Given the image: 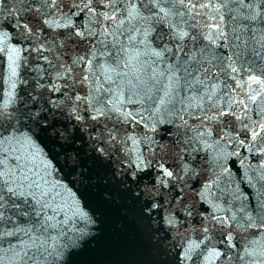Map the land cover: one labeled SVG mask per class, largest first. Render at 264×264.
I'll return each mask as SVG.
<instances>
[{
  "label": "snow or ice",
  "instance_id": "6c2138e0",
  "mask_svg": "<svg viewBox=\"0 0 264 264\" xmlns=\"http://www.w3.org/2000/svg\"><path fill=\"white\" fill-rule=\"evenodd\" d=\"M216 2L0 0V53L7 56L10 84L0 92V150L7 145L0 154V242L8 240L14 264H74L73 257L99 235L95 215L77 192L69 195L51 179V161L36 163L41 138L59 145L55 156L75 169L73 183H99L90 170L107 168L103 182H118L139 202L167 264H188L198 252L209 264L245 257L264 264V252L247 247L244 255L228 254L237 249V229H264V212L258 220L249 214L237 219L209 199L208 184L188 194L195 187L188 181L199 176L191 162L199 163L202 150L213 149L209 166L226 169L215 154L225 138L249 152L259 144L264 156V69L255 74L251 63L245 68L235 43L240 35L230 43L219 23L208 22L223 19L201 11L220 13ZM236 3L230 19L255 36L257 25L264 28V0ZM204 16L208 21L197 32ZM5 28L20 29L32 46L11 45ZM32 53L37 62L29 86L20 69L29 70ZM19 85L26 88L23 95ZM254 104L260 120L250 115ZM159 126L165 136L176 128L172 143L182 149L179 163L155 138ZM225 126L229 131L214 139V130ZM197 202L208 208L197 211ZM216 231L224 250L212 244Z\"/></svg>",
  "mask_w": 264,
  "mask_h": 264
},
{
  "label": "water",
  "instance_id": "95a60500",
  "mask_svg": "<svg viewBox=\"0 0 264 264\" xmlns=\"http://www.w3.org/2000/svg\"><path fill=\"white\" fill-rule=\"evenodd\" d=\"M221 2L227 4V7H221ZM17 6L20 7L21 5ZM216 7L221 8L220 13H213L211 8L202 9L201 11H207L209 14H215L218 17L223 16V19L208 21V16L198 18L197 32L203 29L205 22L208 21L209 23H219L224 31L229 34L230 43L233 42L232 37L234 35H240V40L235 41V43L239 45V50L244 54L241 63L244 64L245 68H248L251 63L254 73L259 74L260 70L264 69V28L257 25L255 36H253L251 31H243L239 22H233L230 16L235 15V10L238 9L236 0H217ZM234 28L237 30L234 31ZM4 31L10 33L12 37L11 45L17 47L32 46L23 38L20 29L11 31L5 28ZM18 41L19 44H17ZM25 55L28 54L25 53ZM35 57V53H32L29 57L30 68L28 71H25L23 67L20 69L21 76L28 79L29 86L34 76L30 69L37 62ZM40 63L42 64L43 61H40ZM239 66L237 64V67ZM8 75L7 56L0 53V92H7L10 88ZM244 79H248V77L244 76ZM17 91L23 95L26 88L24 85H19ZM232 94L235 95V93ZM251 108L250 115L252 119L260 120L261 117L256 113V105H252ZM189 123L193 124V121L189 120ZM164 128L165 126L158 127L157 132L154 134L155 138L162 145H167L172 150L173 159L176 163H179L182 149L176 148L172 143L176 139L174 135L176 128H172V132L167 136L164 135ZM227 131H229L227 126L223 129L216 128L214 139L223 136ZM232 134L235 135L234 132ZM84 135L85 140H87L88 134L84 133ZM41 139L43 143L39 141L37 143L42 149V153L37 158L36 163H39L40 159L51 161L53 166L51 179L66 186L70 190L67 194L77 192L76 195L81 197L84 205L95 215L98 221L97 231L99 235L96 236L92 244L85 246L82 253L73 257L74 264H167L166 256L153 243V229L149 222L150 218L144 216L139 202L131 197L130 192L123 191L118 182L114 183L112 180H108L107 183L103 182L108 175L107 168L97 164L96 167L90 170L89 176L101 177L99 183H73V179H76V177L72 176L71 173L75 169H69L65 166L63 155L55 156V153L60 151L59 145H53L46 138ZM80 145L81 142L77 141L76 146ZM6 149L7 145L4 146L3 150ZM3 150H0V154ZM233 150L239 152V155H227ZM259 150V144L255 152H249L246 148L237 149L234 144H229L225 138L221 142V146L215 149V154L219 157L220 163L226 164V169L217 167L215 162L212 166H209L213 149H209L207 153L202 150L196 156V161H199V163L191 162V166L196 169L199 176L188 181L190 185L195 186L190 189L188 194H194L205 184L211 185L212 193L209 199L215 198L214 202L221 208L229 209V215L235 214L237 219L241 217L246 219V214H249L258 220L257 213L264 212V209L261 208V205L264 204V179H262L264 168L261 167V164L264 163V156L259 154ZM205 155H208V159L204 158ZM172 162V160L169 161V163ZM11 163L15 164L16 161L12 160ZM60 168L62 171H60ZM177 170L179 171V169ZM185 179L188 178L185 177ZM105 193H109L111 199H106ZM21 207H25V205H21ZM201 207L208 208V204L201 205L197 202V211ZM241 208L244 209V212L240 211ZM209 211H211V208H209ZM14 212L15 210H13ZM8 214L6 212V215ZM201 215H205V213H201ZM243 222L244 220L241 219V223ZM213 235L216 238L212 241V244L220 250H224L223 246L219 244V232L216 231ZM234 235L236 239L233 242L238 243V246L237 249L229 251V255L233 257L244 255L242 251L244 247H247L249 252H264V229L251 228L247 231L237 229ZM0 243L3 244V248H0V264H14L11 254L8 252V240L5 239ZM208 250L210 251L211 248ZM221 260H223V257H221ZM188 264H209V262L198 252L194 254L193 260L189 261ZM214 264H220V260L215 261ZM230 264H261V261L258 257H245L244 260L234 259Z\"/></svg>",
  "mask_w": 264,
  "mask_h": 264
}]
</instances>
